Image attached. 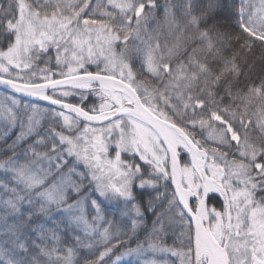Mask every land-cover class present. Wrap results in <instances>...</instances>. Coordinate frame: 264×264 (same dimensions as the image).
<instances>
[{
    "label": "snow or ice",
    "instance_id": "1",
    "mask_svg": "<svg viewBox=\"0 0 264 264\" xmlns=\"http://www.w3.org/2000/svg\"><path fill=\"white\" fill-rule=\"evenodd\" d=\"M254 49L264 0H0V264H264Z\"/></svg>",
    "mask_w": 264,
    "mask_h": 264
},
{
    "label": "trees",
    "instance_id": "2",
    "mask_svg": "<svg viewBox=\"0 0 264 264\" xmlns=\"http://www.w3.org/2000/svg\"><path fill=\"white\" fill-rule=\"evenodd\" d=\"M163 2V0H161ZM245 60H247L249 63H255L256 68L254 70V75L255 73H259L262 70V67H264V53H261L259 49H254L251 53L248 52H242L241 58H240V63L243 66L245 63ZM2 93V92H1ZM74 102H78L76 97L71 98ZM94 98L90 97V100ZM30 100L23 99V103L28 104ZM32 103H35L31 101ZM86 103H88L86 101ZM254 139H257L253 137ZM211 143V142H209Z\"/></svg>",
    "mask_w": 264,
    "mask_h": 264
},
{
    "label": "water",
    "instance_id": "3",
    "mask_svg": "<svg viewBox=\"0 0 264 264\" xmlns=\"http://www.w3.org/2000/svg\"><path fill=\"white\" fill-rule=\"evenodd\" d=\"M0 91H4V89H0ZM23 99H26V100H30V98H27V97H23ZM33 102H35L36 103V101H33Z\"/></svg>",
    "mask_w": 264,
    "mask_h": 264
},
{
    "label": "rangeland",
    "instance_id": "4",
    "mask_svg": "<svg viewBox=\"0 0 264 264\" xmlns=\"http://www.w3.org/2000/svg\"><path fill=\"white\" fill-rule=\"evenodd\" d=\"M1 93V92H0Z\"/></svg>",
    "mask_w": 264,
    "mask_h": 264
}]
</instances>
